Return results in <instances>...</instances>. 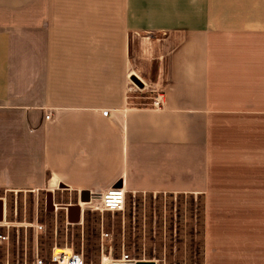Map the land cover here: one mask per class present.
<instances>
[{
    "label": "crops",
    "instance_id": "1",
    "mask_svg": "<svg viewBox=\"0 0 264 264\" xmlns=\"http://www.w3.org/2000/svg\"><path fill=\"white\" fill-rule=\"evenodd\" d=\"M114 185L201 196V264H264V0H0V192Z\"/></svg>",
    "mask_w": 264,
    "mask_h": 264
},
{
    "label": "rangeland",
    "instance_id": "2",
    "mask_svg": "<svg viewBox=\"0 0 264 264\" xmlns=\"http://www.w3.org/2000/svg\"><path fill=\"white\" fill-rule=\"evenodd\" d=\"M46 190L0 192V264L51 262L55 247L79 253L85 264H201L203 199L201 196L127 193L120 211H101L85 204L80 222H71L67 205L86 202L64 187L52 191L56 209L47 208ZM99 198H94L97 204ZM80 201V202H79ZM6 237V238H4Z\"/></svg>",
    "mask_w": 264,
    "mask_h": 264
},
{
    "label": "built area",
    "instance_id": "3",
    "mask_svg": "<svg viewBox=\"0 0 264 264\" xmlns=\"http://www.w3.org/2000/svg\"><path fill=\"white\" fill-rule=\"evenodd\" d=\"M155 107H159L162 105V96L157 94L154 100ZM46 118H50V114L46 115ZM127 192L123 186L114 185L108 188L103 194L98 197L97 204H93L95 197H90V200L86 201L89 207L99 208L101 211H120L125 206ZM6 238V237H4ZM51 262L44 263L42 259H38V264H85L84 258L81 254L68 251L64 248L55 247L52 252ZM123 264H137V261H133L132 259H124L121 261Z\"/></svg>",
    "mask_w": 264,
    "mask_h": 264
},
{
    "label": "water",
    "instance_id": "4",
    "mask_svg": "<svg viewBox=\"0 0 264 264\" xmlns=\"http://www.w3.org/2000/svg\"><path fill=\"white\" fill-rule=\"evenodd\" d=\"M82 198H84V194H82ZM86 200L87 201L90 200V196H87ZM50 207L53 208V210L56 209V206L54 204V195L52 191H49L47 193V208H50ZM66 208H67L68 219L71 222L77 223L81 221L82 208L79 203L67 205ZM3 220H4V201L3 199H0V222ZM137 264H146V263L139 262Z\"/></svg>",
    "mask_w": 264,
    "mask_h": 264
},
{
    "label": "bare ground",
    "instance_id": "5",
    "mask_svg": "<svg viewBox=\"0 0 264 264\" xmlns=\"http://www.w3.org/2000/svg\"><path fill=\"white\" fill-rule=\"evenodd\" d=\"M79 202H80V201H79ZM85 204H87V202H84V201H83V202L80 203V206H81V207H84ZM82 209H83V208H82ZM3 222H4V221H3Z\"/></svg>",
    "mask_w": 264,
    "mask_h": 264
}]
</instances>
